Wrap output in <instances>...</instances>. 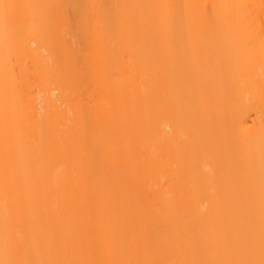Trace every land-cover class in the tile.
<instances>
[{
  "label": "bare ground",
  "instance_id": "bare-ground-1",
  "mask_svg": "<svg viewBox=\"0 0 264 264\" xmlns=\"http://www.w3.org/2000/svg\"><path fill=\"white\" fill-rule=\"evenodd\" d=\"M59 249L264 264V0H0V264Z\"/></svg>",
  "mask_w": 264,
  "mask_h": 264
},
{
  "label": "rangeland",
  "instance_id": "rangeland-1",
  "mask_svg": "<svg viewBox=\"0 0 264 264\" xmlns=\"http://www.w3.org/2000/svg\"><path fill=\"white\" fill-rule=\"evenodd\" d=\"M31 251H29V253H30ZM33 252H35V251H32L31 253H33ZM29 253H27V254H29ZM30 253V254H31ZM21 254V253H20ZM29 254V255H30ZM36 254H40V253H36ZM42 254V253H41ZM41 254H40V256H41ZM19 255V254H18ZM18 255H17V257H18ZM21 255H23V254H21ZM26 255V254H25ZM29 255H28V257H29ZM34 254H32V256H33ZM71 255V254H70ZM82 255V254H81ZM85 254H83V256H84ZM35 256V255H34ZM38 256V255H37ZM76 256V255H75ZM90 256V255H89ZM93 256V255H92ZM22 257V256H21ZM43 257V258H42ZM85 257H87L88 258V256L86 255ZM91 257V256H90ZM94 257H95V254H94ZM94 257H92V258H94ZM25 258V257H24ZM27 258V257H26ZM38 258H41V259H39L40 261L38 262V263H32V264H69V262L70 261H68V254L67 253H64V250H62V249H59V250H52V251H45V254L43 253V256H41V257H39L38 256ZM38 258H36L37 260H38ZM76 258V257H75ZM74 257H73V259H75ZM80 258V257H79ZM79 258L78 259H76V260H79ZM84 258V257H83ZM83 258H81V259H83ZM19 259H21L20 258V256H19V258H17V260H19ZM33 259H35V257L33 258ZM72 259V258H71ZM70 259V260H71ZM23 259H21V261H20V263L19 264H21L23 261H22ZM31 260V259H30ZM29 260V258H28V261H30ZM84 260V259H83ZM24 261H27L26 259H24ZM33 261V260H32ZM80 261V260H79ZM91 261V260H90ZM19 262V261H18ZM76 262H78V261H76ZM74 263V264H78V263ZM28 263V262H27ZM23 264V263H22ZM25 264V263H24ZM30 264H31V262H30ZM79 264H81V263H79ZM83 264H85V263H83Z\"/></svg>",
  "mask_w": 264,
  "mask_h": 264
}]
</instances>
